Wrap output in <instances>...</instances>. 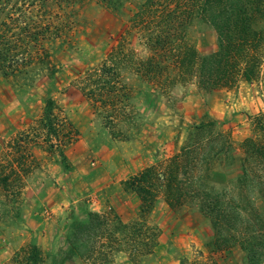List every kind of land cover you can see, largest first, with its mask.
<instances>
[{
	"label": "rangeland",
	"instance_id": "1",
	"mask_svg": "<svg viewBox=\"0 0 264 264\" xmlns=\"http://www.w3.org/2000/svg\"><path fill=\"white\" fill-rule=\"evenodd\" d=\"M144 1L128 0V7ZM187 37L201 55L217 49L216 32L208 23L193 21ZM118 48L121 74L115 81L122 94L117 109L98 108L85 91L92 87L87 76ZM46 49L51 53L48 64L36 63L17 77L0 75V173L11 175L4 197L6 205L17 207H4L0 216V264H8L30 243L55 255L72 222L89 212L110 219L132 215L138 197L127 190L126 181L151 166L161 171L188 146L197 125L213 123L211 130L239 149L252 134L251 119L264 113V63L257 80L239 81L233 88L200 90L191 77L177 72L171 83L153 86L143 67L152 51L128 9L114 15L88 0L64 44L58 41ZM47 100L54 102L53 132L41 122ZM207 184L222 191L218 181ZM2 189L0 185V199H5ZM56 204L64 209L61 215L53 209ZM135 220L125 218L129 224ZM146 223L157 242H146L150 250L122 233L110 241L106 231L101 238L106 264H245L233 241L216 249L212 220L193 196L174 208L157 194ZM103 261L99 257L97 264Z\"/></svg>",
	"mask_w": 264,
	"mask_h": 264
},
{
	"label": "trees",
	"instance_id": "2",
	"mask_svg": "<svg viewBox=\"0 0 264 264\" xmlns=\"http://www.w3.org/2000/svg\"><path fill=\"white\" fill-rule=\"evenodd\" d=\"M87 2L0 0V75L17 77L36 63L45 64L51 56L46 46L58 41L64 44ZM96 2L114 15L128 9L132 24L152 51L143 67L155 87L171 83L176 72L191 77L200 90L208 92L233 88L239 81L254 82L260 76L264 63V0H145L134 8L128 7V0ZM195 20L214 28V52L201 55L189 42L187 29ZM119 51L122 52L119 48L112 50L107 60L87 76L92 87L85 91L98 108L104 105L117 109L118 96L122 94L119 81H115L121 74ZM48 66L47 70L54 71ZM53 88L50 85L48 90ZM53 112L54 102L47 100L41 122L50 132L54 131ZM251 123L252 134L239 149L225 135L212 131L213 123L197 125L188 146L161 171L151 166L126 181L127 190L138 197L135 213L110 219L107 214L89 212L87 218L72 222L55 255L48 256L37 244L30 243L15 253L8 264H68L85 259L97 264L99 257L103 264L109 263L102 252L101 238L106 231L110 241L122 233L150 250L151 243L155 246L157 242L155 235L150 237L146 220L160 193L174 208L182 204L185 196H193L203 215L212 220L216 249L234 242L241 249L245 264H263L264 210L260 205H264V113L252 118ZM230 173H235V177L228 176ZM11 180L10 174L1 171L3 197L7 198ZM211 180L218 181L222 191L212 190L207 184ZM6 198L0 199V216L6 206L11 211L17 208L13 203L12 207L6 205ZM124 217L136 220L129 224ZM112 225L114 229L108 231ZM149 240L151 243H146Z\"/></svg>",
	"mask_w": 264,
	"mask_h": 264
},
{
	"label": "crops",
	"instance_id": "3",
	"mask_svg": "<svg viewBox=\"0 0 264 264\" xmlns=\"http://www.w3.org/2000/svg\"><path fill=\"white\" fill-rule=\"evenodd\" d=\"M60 204H62V203H60ZM102 204H103V203H102ZM53 209L56 211V213H57L58 215H61L62 213H64V209H63V207H62L61 205H59V204L54 205V206H53ZM97 212H100V211H97Z\"/></svg>",
	"mask_w": 264,
	"mask_h": 264
}]
</instances>
